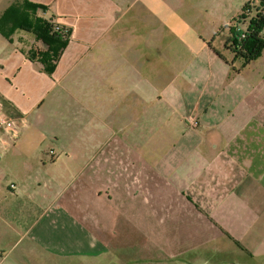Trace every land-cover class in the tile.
Segmentation results:
<instances>
[{
    "label": "crops",
    "instance_id": "1",
    "mask_svg": "<svg viewBox=\"0 0 264 264\" xmlns=\"http://www.w3.org/2000/svg\"><path fill=\"white\" fill-rule=\"evenodd\" d=\"M28 1L45 6L37 16L69 28L72 36L52 74L40 61L30 60L33 52L49 53L50 45L27 31L16 33L29 35L18 39L28 46L21 44L0 59V101L19 123L14 150L34 127L44 137L38 127L49 119L57 127L73 126L74 114L43 108L51 95L60 103L58 88L73 97L66 88L79 82L73 76L75 55L96 47L100 56L112 47L118 52L116 43L100 47L110 34L120 38L112 32L126 17L122 8L153 2ZM225 1L234 6L223 26L227 29L250 0ZM16 44L9 41L4 49ZM36 44L35 53L31 46ZM145 48L147 54L155 53L147 40ZM129 51L139 54L135 46ZM212 52L210 48L217 61L210 72L200 76L198 67L194 81L177 80L179 92L166 96L172 106L162 113L153 105L151 79L144 81L150 92L142 94L133 86L135 80L125 84L131 97L123 100L134 109L89 111L87 118L98 123L92 135L83 134V141L97 145L104 160L59 162L61 156L71 161L74 139L53 129L51 139L61 155L52 151L50 162H23L17 183L9 187L13 196L4 191L7 163L0 162V198L5 202L0 207V264H264V51L245 68L232 53L229 60ZM101 60L99 71L122 68ZM178 68L182 70L180 64L166 65L170 71ZM123 81L109 74L98 82V103L114 102L106 86L115 95L126 92L118 88L125 86ZM124 116L129 128H124ZM190 117L196 118V127L189 124ZM141 144L148 162L132 158ZM3 151L0 144V159ZM156 152H163L161 161Z\"/></svg>",
    "mask_w": 264,
    "mask_h": 264
},
{
    "label": "rangeland",
    "instance_id": "2",
    "mask_svg": "<svg viewBox=\"0 0 264 264\" xmlns=\"http://www.w3.org/2000/svg\"><path fill=\"white\" fill-rule=\"evenodd\" d=\"M22 0H0V22L5 17L14 18V13L9 14L7 11L16 3ZM146 0H143V2ZM153 6L143 7L141 4L133 6V8L124 7L123 13L126 11V17L117 24L114 32L117 33L120 38L114 39V35H109L108 38L102 43V47L114 46L113 43L119 47L118 52L114 47L105 52V55L100 56L99 47H96L93 52H85L83 54L75 55V62H78L75 71H73L74 78L79 81L69 85L66 88L73 97H68V94L63 89L58 88L56 91L57 95H60V103H55L54 95L48 97L46 107L43 110L47 113L59 112L62 114H74L75 119L71 123L69 129L65 125H59L58 127L51 123V120L46 121L43 126L38 128L45 133L44 137H40V133L34 129L30 131L25 137L26 142L21 141V145L17 144V151L11 147L10 152H1L2 157L0 162L7 163V173L4 182V191L7 195L13 196V192L9 189L12 183H17V176L19 171L23 168V162H50V156L56 152L59 157L62 150L56 148L52 141L51 133L53 129L59 128V130L67 134L74 139L70 143L71 150L70 154L71 161H66L65 156H61L59 162H99L101 159L104 160V156H100L101 151L97 150V145H93V142L83 141L84 137L90 136L94 133V126L98 123L96 118L88 119L87 115L90 112L98 114L99 107L103 108L106 106V111L123 112L134 109V104L126 102L125 96L129 99L131 93L128 85L129 79L135 80L133 85L138 88L139 94L146 92L151 88L146 86L147 79L153 80V96L156 102L153 104L156 110H161L162 113L167 108L171 107L172 104L168 102L166 96L170 94L178 93L179 87L177 80L187 79V81L195 80L194 78L199 75L197 68L201 67L205 76L209 73L212 64L217 60V55H211L209 53L210 48L213 52H217L222 55L220 59H231L232 55L227 52L225 46L230 42L231 35L230 31L224 29L225 21L229 17V13L232 11L234 6H230L228 1L225 0H152ZM127 9V10H126ZM139 14V19L135 20L136 15ZM145 19V20H144ZM24 34V35H21ZM23 32L14 33L10 39L4 36L0 31V59L7 54L9 51L22 48L27 45L25 41H19L20 37L26 38L28 34ZM29 36V35H28ZM32 36V35H30ZM29 38V37H28ZM8 40V41H7ZM16 41V46L7 47L9 41ZM147 43L154 45V54H147L146 48L143 46ZM22 44V45H21ZM28 46V45H27ZM132 46L138 47L139 54H130L129 49ZM162 46H165V52L160 54ZM35 47V48H33ZM31 46V49L38 51L37 44ZM212 52V54H213ZM34 53V52H33ZM210 54V55H209ZM214 56V59L213 57ZM102 59V63L116 62L122 64V68L117 71H99L100 66L99 59ZM221 61V60H220ZM232 62V61H230ZM167 63L171 65L180 64L182 70L170 71L166 69ZM109 74H116L119 78H123L124 87H118L119 90H126L115 95L113 93L114 88L106 86L108 98L114 96L112 101L106 102L105 104L98 103V82L107 78ZM128 91V94H127ZM89 94L90 98L87 100L84 98V94ZM162 98L164 103H158ZM164 108H162V106ZM159 106V108H157ZM140 115L143 110L138 108ZM70 116V115H69ZM73 116V115H72ZM124 128H129L130 124L128 119L124 116L123 118ZM54 126V127H53ZM86 127H89L91 132H86ZM98 127V125H97ZM106 131V130H105ZM97 133V132H96ZM98 136V133L96 134ZM100 135H103L101 130ZM40 139H42L40 141ZM144 138L140 137V140ZM54 140V139H53ZM40 142V143H39ZM24 144V145H23ZM142 145L141 150L138 153L134 152L133 157H140L147 159L143 156L146 155V145ZM144 149V150H142ZM54 151V152H52ZM113 152L110 149L107 150L106 154L109 156ZM130 151L126 152V154ZM105 154V153H104ZM115 154V153H114ZM163 152H156L155 158L159 161L162 159ZM16 181V182H15ZM5 202L0 198V207H4ZM6 242V241H5ZM9 242V241H7Z\"/></svg>",
    "mask_w": 264,
    "mask_h": 264
},
{
    "label": "trees",
    "instance_id": "3",
    "mask_svg": "<svg viewBox=\"0 0 264 264\" xmlns=\"http://www.w3.org/2000/svg\"><path fill=\"white\" fill-rule=\"evenodd\" d=\"M39 10L46 11L47 8L28 0L16 2L7 11L14 13L15 17H5L0 22V31L8 39L18 30L27 31L47 42L51 47L50 52L41 55L32 53L30 60L40 61L45 66V72L52 74L55 63L69 45L72 32L67 27L37 16ZM227 29L231 39L226 51L233 54L234 62H241L242 68H245L264 51V0H250ZM218 55L222 58V55Z\"/></svg>",
    "mask_w": 264,
    "mask_h": 264
},
{
    "label": "built area",
    "instance_id": "4",
    "mask_svg": "<svg viewBox=\"0 0 264 264\" xmlns=\"http://www.w3.org/2000/svg\"><path fill=\"white\" fill-rule=\"evenodd\" d=\"M192 127L198 125L196 118L190 117L188 119ZM19 123L18 120L12 118L4 108L0 101V144L1 148L6 151L10 149L19 138ZM14 188V186H12Z\"/></svg>",
    "mask_w": 264,
    "mask_h": 264
}]
</instances>
